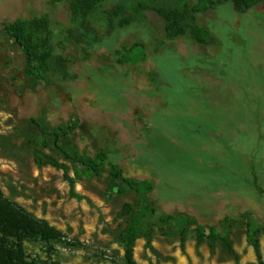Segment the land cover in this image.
Here are the masks:
<instances>
[{
	"label": "rangeland",
	"instance_id": "374dc122",
	"mask_svg": "<svg viewBox=\"0 0 264 264\" xmlns=\"http://www.w3.org/2000/svg\"><path fill=\"white\" fill-rule=\"evenodd\" d=\"M146 15L105 37L108 48L84 54L67 37L68 3L0 0V192L56 232L23 241L22 250L36 264H126L123 236L144 195L157 214L134 244L137 264H264V217L243 213L264 198V2L198 15L214 45L167 40L161 18ZM34 16L48 18L66 60V76L41 84L26 76L24 53L2 27ZM93 22L106 36L105 24ZM134 44L130 53L108 50ZM43 111L49 130H66L62 147L115 155L132 184H113L107 168L78 171L53 135L41 147L31 118ZM37 148L60 166L36 162ZM143 183L153 189L143 194Z\"/></svg>",
	"mask_w": 264,
	"mask_h": 264
},
{
	"label": "trees",
	"instance_id": "16d2710c",
	"mask_svg": "<svg viewBox=\"0 0 264 264\" xmlns=\"http://www.w3.org/2000/svg\"><path fill=\"white\" fill-rule=\"evenodd\" d=\"M56 2L68 3L70 10L69 27L67 37L79 45L84 54L105 46V37L116 31L129 27L133 24H142L147 19V13L152 12L163 21V32L167 40H174L181 36H187L193 43L199 45H214L217 39L209 30L197 25V17L208 11L215 10L219 5L231 3L235 11L244 12L261 3L264 0H117L108 9L102 8L103 0H54ZM99 19L106 28V36L99 35L98 25L93 22ZM50 21L44 16L32 18H18L2 23V27L8 37L24 53V72L26 76L35 83L45 82L49 75L66 76V60L53 43ZM132 47L123 46L122 51L111 50L116 55L121 52L130 53ZM126 62L124 59H117L119 65ZM45 111L38 117L31 120L37 127V139L41 147L47 148V137L54 136V147L65 158L74 161L77 170L86 175L96 174L107 168L111 182L115 184L122 181L131 185V180L124 174L117 163L115 155L100 151L94 156L87 154L71 153L59 144V137L66 134L61 127H54L49 130ZM72 124H70L71 126ZM76 127V124L73 125ZM36 162H50L53 166L60 165L37 148ZM69 182L71 195L73 191V179L64 174ZM143 194L153 189L148 183H143ZM243 213L251 216L264 217V198L262 203L251 206L244 205ZM157 214V209L142 195L138 201V208L129 219L128 226L123 236L124 260L126 264H137L134 259L133 249L137 238L144 233L146 223L151 216ZM214 229L212 228V231ZM197 242L201 243L203 238V227H197ZM56 238L55 230L44 220L38 219L26 212L15 202L9 201L0 192V264H36L28 260L22 250L21 243L26 240L50 241ZM257 258L260 260L259 242L255 233L248 235Z\"/></svg>",
	"mask_w": 264,
	"mask_h": 264
}]
</instances>
